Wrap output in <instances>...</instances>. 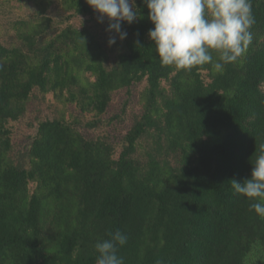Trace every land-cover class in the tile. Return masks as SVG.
Here are the masks:
<instances>
[{"label": "trees", "instance_id": "trees-1", "mask_svg": "<svg viewBox=\"0 0 264 264\" xmlns=\"http://www.w3.org/2000/svg\"><path fill=\"white\" fill-rule=\"evenodd\" d=\"M251 4L253 41L219 72L160 63L142 0L138 20L122 23L127 38L111 47L108 20L86 0L60 5L90 16L89 26L55 25L45 9L13 23L16 42L0 43V264H95V244L116 230L128 237L117 253L124 264H264V218L231 187L249 178L264 145V0ZM142 82L141 112L119 152L46 119L12 155L8 125L34 90L101 116L115 92Z\"/></svg>", "mask_w": 264, "mask_h": 264}, {"label": "clouds", "instance_id": "clouds-1", "mask_svg": "<svg viewBox=\"0 0 264 264\" xmlns=\"http://www.w3.org/2000/svg\"><path fill=\"white\" fill-rule=\"evenodd\" d=\"M148 9L153 27L148 32L155 46V56L163 65L191 70L211 64L223 71L228 64L242 57L253 41L251 28L255 23L251 0H142ZM97 13L99 23L108 20L106 32L111 33L107 44L123 41L128 33L122 23L131 25L138 20L135 0H86ZM140 16V15H139ZM213 53L218 59L214 60ZM236 194L251 201L249 210L264 218V145L251 164L249 178L231 181ZM110 239L98 241L95 264H124L118 248L128 237L120 230L110 232Z\"/></svg>", "mask_w": 264, "mask_h": 264}, {"label": "rangeland", "instance_id": "rangeland-1", "mask_svg": "<svg viewBox=\"0 0 264 264\" xmlns=\"http://www.w3.org/2000/svg\"><path fill=\"white\" fill-rule=\"evenodd\" d=\"M41 9H45L44 16L50 17L55 25L82 28L83 25L92 24L90 16H73L70 12L63 11L60 0H47L44 7L40 8L18 0H0V43L16 42L13 23L41 17L38 15ZM145 85L146 83L142 82L129 89L115 92L109 107L101 116L82 114L74 105L59 102L52 94H42L34 90L24 115L17 122L8 125L14 149L12 155L20 157L35 136L38 124L46 119H59L71 123L86 138L104 137L116 144V152H119L122 137L141 112L139 97ZM163 86H166L165 82ZM151 144L152 140L148 136L138 142L136 147L138 158L143 160L142 155L147 149H151ZM33 187V184L29 185L30 190Z\"/></svg>", "mask_w": 264, "mask_h": 264}]
</instances>
